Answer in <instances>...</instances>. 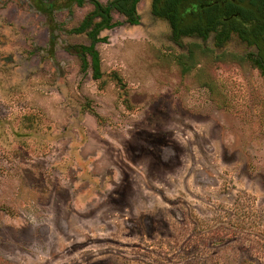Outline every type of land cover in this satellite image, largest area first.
<instances>
[{
  "label": "rangeland",
  "instance_id": "rangeland-1",
  "mask_svg": "<svg viewBox=\"0 0 264 264\" xmlns=\"http://www.w3.org/2000/svg\"><path fill=\"white\" fill-rule=\"evenodd\" d=\"M152 1L111 10L97 79L92 0H0V264H264L256 48Z\"/></svg>",
  "mask_w": 264,
  "mask_h": 264
},
{
  "label": "trees",
  "instance_id": "trees-1",
  "mask_svg": "<svg viewBox=\"0 0 264 264\" xmlns=\"http://www.w3.org/2000/svg\"><path fill=\"white\" fill-rule=\"evenodd\" d=\"M75 1L82 4L84 0ZM92 1L93 11L74 31L87 30L91 38V43L82 45L79 52L83 69L88 65L86 55H90L93 77L98 79L101 77L100 60L94 43L101 40L99 31L115 25L112 9L121 13L126 23L139 24L136 9L139 0H111L106 4ZM152 12L168 20L175 40L186 35L206 39L214 33L215 45L221 46L235 33L240 40L256 48L250 61L264 77V0H153ZM95 18L98 19L94 21Z\"/></svg>",
  "mask_w": 264,
  "mask_h": 264
}]
</instances>
